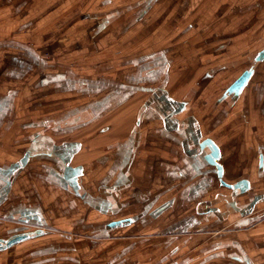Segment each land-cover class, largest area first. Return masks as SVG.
I'll return each mask as SVG.
<instances>
[{"label": "crops", "instance_id": "crops-1", "mask_svg": "<svg viewBox=\"0 0 264 264\" xmlns=\"http://www.w3.org/2000/svg\"><path fill=\"white\" fill-rule=\"evenodd\" d=\"M17 1L0 0V12L7 11L0 15V239H7L19 228L41 233L0 251V263L13 254L12 264H191L196 259L191 255L207 249L206 254H199L207 259L213 255L208 250L216 245L224 247L218 252L227 251L235 260L241 257L239 261L244 260V254L250 258L252 250L261 254L264 217L242 221L251 216L255 205V210L264 209V157L257 156L259 150L264 152V68L256 69L255 65L264 62L256 60L264 47L222 92L215 74L231 62L218 63L201 74L198 67L192 75L196 81L204 77L202 86L196 94L181 91L180 95H186L183 98L169 88L186 73H170L176 64L169 54L175 46L168 45L172 40L160 52L141 55L136 60L139 68L128 79L114 83L111 77L104 83L96 76L82 77L74 72L70 59L64 68L66 58L60 55L45 62L32 59V53H20L27 46L17 42L16 31L23 24L35 26L33 21H25L22 0ZM71 1L46 0L61 5V10L55 12L56 6L37 29L43 33L55 29V21L65 8L68 13L72 10ZM144 1L147 4L141 16L154 0ZM131 8L127 6L126 11ZM166 8L163 5V13ZM82 12L85 17L71 21L65 33L79 37L87 32L96 38L93 54L99 55L102 42L98 35L111 30L124 10L106 14L105 21L86 28L77 24L96 22L99 11ZM74 17L69 14L65 22ZM166 25L170 31L173 22L171 27ZM187 30L183 27L180 33ZM179 36L175 39L178 43ZM114 43L117 41L110 45ZM9 50L18 53L4 56ZM245 72H251L246 85L237 94L229 93V87ZM158 79L161 85L145 84ZM253 79L256 89L248 92ZM142 92L148 95L146 103L152 101L136 112L130 102L135 93ZM219 93L228 99L218 101ZM164 98L185 102L183 113L169 115L177 105L169 106ZM182 117L200 122L204 134L215 140L219 153L222 151L221 161L226 157V146H237V157L243 163L239 178L232 180L227 170L224 178L211 176L214 188L204 195L197 187L201 176L191 166L194 157L184 154V145L189 151L194 143L180 126ZM76 121L79 127L73 126ZM255 123L260 127L258 140L251 131ZM93 126L98 130L87 133ZM135 142L137 151L131 157ZM70 149L72 156L64 157ZM219 179L242 183L240 190L250 187L258 196L252 200L250 195L252 202L240 208L238 215L232 213L224 196L229 191L218 184ZM217 193L220 195L212 202H217L222 213L226 208L231 218L224 221L218 214L197 215L195 206ZM226 227L233 230L226 233ZM211 228L214 233L208 231ZM214 235L213 245L198 247Z\"/></svg>", "mask_w": 264, "mask_h": 264}, {"label": "rangeland", "instance_id": "rangeland-1", "mask_svg": "<svg viewBox=\"0 0 264 264\" xmlns=\"http://www.w3.org/2000/svg\"><path fill=\"white\" fill-rule=\"evenodd\" d=\"M58 3L65 4L62 1ZM145 3L147 4V1L143 2V0H108L107 3L105 0H72L70 13H68L69 9L66 7L65 13L63 15L61 13V18H58V16L55 21L56 28L43 33L41 28L38 30L37 27H40L42 21L45 20V16L52 12L57 4L46 3V0H22L20 4L23 7L21 11L25 21H33L35 29L29 23L23 24L20 30L16 31L19 39L17 42L28 48L21 50L20 53H32L34 54L32 59L39 58L45 62L48 60L52 61L55 55H60V57L66 58L64 68L69 66L66 63L70 59L74 63L71 68L82 77L96 76L97 79L101 78L104 83L110 82L112 77L115 79L114 83H116L128 79L130 73L134 72L135 74L139 68L136 66V60L141 55L160 52L164 45L172 40L168 45L175 44V46L173 50H169V54L172 61L176 62V64L171 67L170 73L176 70L178 73H186L178 82L175 80L171 82L173 86L171 84L169 88H171L170 90L174 92L175 96L183 97L189 91L197 93L199 86H202L200 84L204 77L200 76L196 81V78H193L192 75L197 71L198 67L201 69V74L203 71L216 68L213 66L218 63L231 62L232 65L221 68L215 74V77H218L221 81L219 92H222L242 70L249 68L248 66L252 63L251 58L264 47V0H162L160 4L158 0H154L141 16L140 11ZM163 5L167 7L166 12L164 11L165 13L162 12ZM60 6L56 7L55 12L61 10ZM127 6L133 7L130 12L126 11ZM31 7L34 12L32 11L30 14L31 10L29 8ZM82 10H85L86 14H93L99 11L96 22L87 21L77 24L84 26V28L90 24H93V27L98 25L99 22L105 21L107 19L106 14L124 10L120 19L113 26L111 25V30H104L101 35H98L99 43L102 42L100 44L102 50L99 55L93 54L95 52L94 43L96 38L89 37L90 35L87 32H85L86 35L84 33V36L79 35V37L68 34V32L65 33L68 25H71V21L73 22L78 17L81 19L85 17ZM6 12V10L0 12V15ZM16 12L19 13L20 11L17 10ZM69 14H73L75 17L65 22L66 16ZM174 21L178 23L176 24ZM172 22L173 25L171 27ZM166 23H170L172 28L170 31ZM183 27L188 28V30L180 33ZM42 29H46V27ZM82 29L79 31H82ZM126 30H128V33L125 32ZM178 35H180V43L175 40L178 39ZM115 40L117 43L110 45ZM79 41H81V44H78ZM110 46L119 48L112 50ZM70 47L72 48L68 49ZM14 53L16 54L18 51L9 50L4 53V56L13 55ZM255 65L256 69L264 68V62ZM138 78L136 76V79ZM160 80H153L145 84L146 86L161 85L162 80ZM255 80L253 79L247 88L248 92L256 89ZM183 90L186 93L180 95L179 93ZM135 94L136 96L130 103L137 112L139 108H144L148 95L145 92ZM25 106H28V104H25ZM221 116L224 117L225 115L223 116L222 113ZM96 130L98 128L93 126L92 130L87 133L94 134ZM235 147L237 148L235 145L226 146V157L222 160L227 167L228 176L232 180L240 177L239 168L243 164L237 157L238 154ZM198 244L201 246L200 242ZM199 254L191 255L193 257L196 256V259L191 264H246L243 261L232 259L227 251L208 261H206V257ZM13 256V254L7 255L0 264L5 261L8 264H12L14 261ZM249 257L252 264H264V251L260 254L258 251L252 250L249 252Z\"/></svg>", "mask_w": 264, "mask_h": 264}, {"label": "flooded vegetation", "instance_id": "flooded-vegetation-1", "mask_svg": "<svg viewBox=\"0 0 264 264\" xmlns=\"http://www.w3.org/2000/svg\"><path fill=\"white\" fill-rule=\"evenodd\" d=\"M193 94H196V93H193ZM221 95H223V94L222 93L219 94L218 97H220V100H218V101L224 102L225 100L228 99V96L223 95L221 97ZM185 106L180 111V115L183 113ZM210 107L213 108V105ZM140 117H141V115H140ZM140 120H138L137 126L140 125ZM74 125H76V127H79V121H76V123H74L73 126ZM253 125H254V128H252L251 131L254 134V139L258 140L260 137V133H259L260 127H258V124H256V123ZM180 126H182L183 129H185L186 133L191 135V137L193 138V140H192L194 143L193 149L192 150L189 149V151H188V149H186L187 146L184 145V154L187 155V157H194L193 158L194 161L191 164V166L194 169V171L199 172V175L201 176V179H200L197 187L202 188V190L205 191L204 195L207 196L210 193V191L214 188L212 178H210V177L211 176H213L215 178L219 177L220 170L215 165H213L209 161H207L206 157H214V155L218 154V157H220L218 159V163L219 164L221 163L220 165H221V169L223 172V178H224L227 167L224 164V162L221 161L222 151L220 149L221 152L219 153V151L214 150V148L211 145V142L216 143L215 140L204 134V130H203L199 121H198V123L197 122L193 123L191 121L190 117L189 118L188 117H182ZM137 133L139 135V128H137ZM138 137L135 138L136 141L138 140ZM67 144H63L62 146L66 147ZM72 146L70 144V147H72ZM71 149H70L69 153L64 155V157H71L72 156ZM136 151H137V144L135 142V144L132 146V149H131V157H133V155L136 153ZM257 156L258 157H264V152H262V150H259L257 153ZM261 160L263 161V159L261 158L259 160V164H260ZM218 184L228 189L229 192L224 194V196L227 197V199H228L226 201V208L228 207L232 213H237V215L241 211L240 208H245L246 206H248L252 202V200L256 196H258V195L252 194L253 189L250 187L246 191L240 190L244 187L242 183L241 184L237 183V182L236 183H234V182H230V183L226 182L225 183V181H221L219 179ZM218 195H220V194L217 193L215 195H212L211 197H208L207 200H205L203 202H199L195 206V213L197 215L208 214L210 216L212 214H218L219 217H221V219L224 221L231 218L229 216V211H227L226 208H225V211L222 213L221 210L217 207V204H216L217 202L216 203L212 202L215 199V197H217ZM250 195H251L252 200H250ZM255 207H256V205H255ZM255 207L253 209V213L251 214V216H249L247 218V220H244L242 222H252V221H256V220H259L262 217H264V209L255 210ZM237 218L239 219V216ZM238 219H236V220H238ZM231 230H233V229H230V228L228 229L226 227L225 232L226 233L231 232ZM208 231L210 233L215 232L214 228L208 229ZM212 238L214 241H215V239H217L216 235H214L212 237H208L207 239H205L201 242V246H200V244H198V247L206 248V247L213 245L212 243H214V242H213V240H211ZM206 251H207V249L206 250L204 249L200 253L206 254Z\"/></svg>", "mask_w": 264, "mask_h": 264}, {"label": "water", "instance_id": "water-1", "mask_svg": "<svg viewBox=\"0 0 264 264\" xmlns=\"http://www.w3.org/2000/svg\"><path fill=\"white\" fill-rule=\"evenodd\" d=\"M256 60L257 61H261V60H264V50H262L258 56L256 57ZM250 75H251V72H245L240 78H238L237 81H235L228 89V92L229 93H238L240 92V90L246 85L247 81L249 80L250 78ZM151 101H148L146 103V105H150L151 104ZM164 101L166 103L170 105H177V109L176 110H173L171 111V113H169V115H173L174 113H178L180 112L184 106H185V102H175V101H172V100H169L168 98H164ZM211 145L212 147L214 148V150H218L217 147L215 146V144L213 142H211ZM217 154V153H216ZM207 161H209L211 164L215 165L217 168H219L220 170V173H219V176L222 177L223 175V172H222V169H221V165L218 163V154L217 155H214V157H206ZM67 164L70 162L69 159L66 160ZM115 224H120V222L118 223H114L113 225ZM41 231H30V230H27L25 228H19L17 229V232L13 233L11 236H9L7 239H0V251H3V250H7V249H10L11 247L17 245V244H20L22 242H25V241H28L30 240L31 238L35 237V235H38L40 234ZM224 248V247H222ZM219 246H214V247H211L209 253L213 254L211 255L209 258H207L206 261H208L209 259H213L215 257H218L221 253L218 252L220 249ZM215 252V253H214ZM233 255H231V258H232ZM241 259V257L239 258ZM239 259H237L239 261ZM245 262L246 260V263L247 264H250V260L247 256H245L244 254V258H243Z\"/></svg>", "mask_w": 264, "mask_h": 264}]
</instances>
